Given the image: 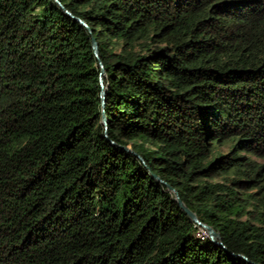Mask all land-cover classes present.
<instances>
[{"label": "trees", "instance_id": "1", "mask_svg": "<svg viewBox=\"0 0 264 264\" xmlns=\"http://www.w3.org/2000/svg\"><path fill=\"white\" fill-rule=\"evenodd\" d=\"M58 1L0 0V264H264V0Z\"/></svg>", "mask_w": 264, "mask_h": 264}, {"label": "water", "instance_id": "2", "mask_svg": "<svg viewBox=\"0 0 264 264\" xmlns=\"http://www.w3.org/2000/svg\"><path fill=\"white\" fill-rule=\"evenodd\" d=\"M60 7L61 4L58 0H54ZM63 12L66 13L67 15L73 17L75 20H77L80 24L85 25V23L73 16L67 9L63 8ZM89 30V29H88ZM91 47H92V51H93V54L95 56V58L97 59L98 61V65L100 67V79H99V83H100V91H99V98H100V123L104 126V116H103V113H102V106H103V100H104V94H105V86L103 85L102 83V79L101 77L103 76L104 72H103V68H102V64L101 62L99 61V58H98V49H97V45H96V42L95 40L92 38L91 39ZM102 135L104 137H106V134L104 131H102ZM127 149V148H126ZM139 157V156H138ZM140 158V157H139ZM151 177L154 178L156 181L162 183L163 185H165L166 189L173 192V197H174V201L177 203V205L186 213V215L194 222H196L198 225H200L207 233V236L209 237V239L214 243V244H217V245H222L221 244V241H220V237H219V234L208 224L206 223H203L201 221L198 220L197 216L190 210L188 209L184 204L183 202L179 199V197L177 196V194L173 191V189L168 186L164 181H162L157 175L155 174H151ZM244 257V256H243ZM245 258V257H244Z\"/></svg>", "mask_w": 264, "mask_h": 264}, {"label": "built area", "instance_id": "3", "mask_svg": "<svg viewBox=\"0 0 264 264\" xmlns=\"http://www.w3.org/2000/svg\"><path fill=\"white\" fill-rule=\"evenodd\" d=\"M206 235H207L206 231H205L203 228L200 229L199 236H200L201 238H203V237H205Z\"/></svg>", "mask_w": 264, "mask_h": 264}, {"label": "rangeland", "instance_id": "4", "mask_svg": "<svg viewBox=\"0 0 264 264\" xmlns=\"http://www.w3.org/2000/svg\"><path fill=\"white\" fill-rule=\"evenodd\" d=\"M201 229H202V227H201Z\"/></svg>", "mask_w": 264, "mask_h": 264}]
</instances>
